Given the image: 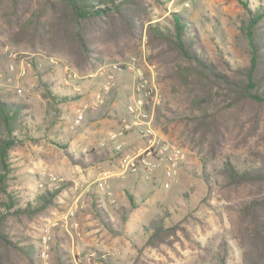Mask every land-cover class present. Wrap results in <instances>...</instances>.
<instances>
[{"label":"rangeland","instance_id":"1","mask_svg":"<svg viewBox=\"0 0 264 264\" xmlns=\"http://www.w3.org/2000/svg\"><path fill=\"white\" fill-rule=\"evenodd\" d=\"M244 1L264 11V0ZM174 12L190 17L198 29V46L211 59L219 62L222 53L234 66L249 63L247 39L240 31L249 14L240 0H162L154 5V20L163 22ZM151 53L144 35L134 52L105 54L96 69L79 71L66 57L29 52L0 35V97L26 105L28 119L18 132L23 142L11 153L9 191L19 200L14 209L39 206L41 195L59 191L56 204L37 216L17 212L8 218L10 235L32 252V260L22 264H219L224 243L230 247V262L241 264L237 209L251 188L227 189L220 171L227 156L243 168L251 159L249 147L230 141L223 155L209 160L184 145L183 107L159 65L150 62ZM114 63L142 66L159 91L157 136L185 156L172 178L158 150L150 159L152 170L122 167L147 144L137 131L118 141L110 138L108 131L122 124L135 80L131 72L118 74L110 93L97 101L106 82L102 69ZM139 139L145 145L136 144L143 148L132 155L129 143ZM250 142L264 149L261 135ZM156 219L175 229L166 242L152 240L146 231Z\"/></svg>","mask_w":264,"mask_h":264},{"label":"trees","instance_id":"2","mask_svg":"<svg viewBox=\"0 0 264 264\" xmlns=\"http://www.w3.org/2000/svg\"><path fill=\"white\" fill-rule=\"evenodd\" d=\"M161 1L0 0V35L23 50L66 57L79 71L96 69L105 54L124 57L134 52L146 35L150 62L159 65L174 100L183 107L184 145L209 160L223 155L230 141L248 145L251 159L244 167L227 156L220 174L227 179V189L251 188L237 209L235 238L241 264H264V149L256 150L250 142L258 135L264 140V11L240 0L249 14L240 31L250 57L247 65L234 66L222 53L218 62L201 51L198 29L189 16L174 12L163 22L154 20V5ZM26 110V105L0 97V196L5 197L0 209V264L32 260L28 247L8 232V218L17 212L37 216L56 204L59 192L41 195L39 206L14 209L19 200L9 191L11 153L23 142L18 132L28 120ZM147 227L152 240L166 242L169 234L175 235L163 220ZM222 249L219 264H232L229 245L224 243Z\"/></svg>","mask_w":264,"mask_h":264},{"label":"built area","instance_id":"3","mask_svg":"<svg viewBox=\"0 0 264 264\" xmlns=\"http://www.w3.org/2000/svg\"><path fill=\"white\" fill-rule=\"evenodd\" d=\"M131 72L134 75L133 100L127 105L125 114L121 116L122 124L120 130L111 134L112 140L124 136L126 132L137 131L141 139L147 143V147L132 158H126L122 162L125 170L130 169L132 172L139 170L142 166L145 169L152 170L155 165L150 161L153 152L160 151L163 155L162 161H165V173L167 178H172L176 174V168L184 160L185 156L182 151L162 143L157 136L155 129L156 108L161 103V96L156 86L153 84L145 69L137 66L135 63H114L102 69V75L105 83L99 93H96L95 99L101 101L110 93L115 85L118 74ZM123 147L118 145L117 150L122 151ZM141 169V168H140Z\"/></svg>","mask_w":264,"mask_h":264},{"label":"crops","instance_id":"4","mask_svg":"<svg viewBox=\"0 0 264 264\" xmlns=\"http://www.w3.org/2000/svg\"><path fill=\"white\" fill-rule=\"evenodd\" d=\"M132 91H133V88H132ZM134 94V93H133ZM133 100V95H132V97H131V101ZM115 105V104H114ZM114 116H115V118H118L115 114H113ZM112 115V116H113ZM120 117V116H119ZM117 127V126H116ZM115 128V127H114ZM120 130V127H118V128H115L113 131L116 133V132H118ZM109 133H110V135L112 134V133H114V132H112L111 130L110 131H108ZM125 136H127V135H125ZM125 136H123V137H125ZM120 137H122V136H120ZM120 137H118L117 139H116V141H118V139L120 138ZM122 137V138H123ZM111 138V137H110ZM136 139H138V138H136ZM134 141H135V139H134ZM130 142L129 143V145H131V147H130V150H131V153H132V155L136 152L135 150H138V149H142L143 148V146L145 145V144H147V143H145L144 144V142L143 141H141L140 139L139 140H136V142ZM135 143V144H134ZM140 143H142V147H140V148H136V144H140ZM103 145V144H102ZM116 155V154H115ZM112 157V156H111ZM92 161L91 159H88L87 161L88 162H90V161ZM88 162H87V164H88ZM85 166H86V164H84V169H85ZM102 166V165H101ZM101 184V183H100Z\"/></svg>","mask_w":264,"mask_h":264}]
</instances>
